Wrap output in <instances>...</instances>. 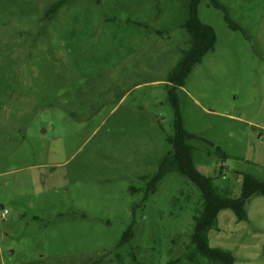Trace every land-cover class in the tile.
<instances>
[{
  "label": "rangeland",
  "instance_id": "obj_1",
  "mask_svg": "<svg viewBox=\"0 0 264 264\" xmlns=\"http://www.w3.org/2000/svg\"><path fill=\"white\" fill-rule=\"evenodd\" d=\"M59 1L0 0V264H193L196 186L176 171L150 185L172 152L190 1L66 0L50 16ZM198 15L216 45L179 108L196 169L238 198L243 174L264 182V0ZM245 212L222 210L210 245L264 264V197Z\"/></svg>",
  "mask_w": 264,
  "mask_h": 264
},
{
  "label": "trees",
  "instance_id": "obj_2",
  "mask_svg": "<svg viewBox=\"0 0 264 264\" xmlns=\"http://www.w3.org/2000/svg\"><path fill=\"white\" fill-rule=\"evenodd\" d=\"M189 16L185 29L191 38V48L183 55L177 68L170 74L169 100L175 110L174 134L167 140L172 146L170 152L160 165L159 172L150 181L153 190L162 181L168 172L176 171L193 183L198 191V201L193 215L194 229L190 243L186 247V259L193 264H235L236 258L230 250L214 248L210 245L209 234L217 228L218 215L222 210L230 209L234 212L238 221L246 218V204L255 196L264 197V182L251 175H242V192L238 198L232 197L227 191L222 193L215 185L214 179L201 174L193 161L192 140L196 139L192 133L186 131L181 116L177 90L183 87L192 73L194 67L200 64L203 58L212 52L216 45V34L213 27L200 21L198 7L201 0H189ZM66 2L59 1L48 10L49 15L54 16L58 9ZM224 19L228 26L234 30L240 27L231 20L224 6ZM208 154L213 152L207 151ZM215 153L221 158L226 154L217 147ZM133 238V225L123 235L118 247L130 242Z\"/></svg>",
  "mask_w": 264,
  "mask_h": 264
},
{
  "label": "built area",
  "instance_id": "obj_3",
  "mask_svg": "<svg viewBox=\"0 0 264 264\" xmlns=\"http://www.w3.org/2000/svg\"><path fill=\"white\" fill-rule=\"evenodd\" d=\"M6 215H7V212L5 211V212H3V214H2V218H5L6 217Z\"/></svg>",
  "mask_w": 264,
  "mask_h": 264
},
{
  "label": "water",
  "instance_id": "obj_4",
  "mask_svg": "<svg viewBox=\"0 0 264 264\" xmlns=\"http://www.w3.org/2000/svg\"><path fill=\"white\" fill-rule=\"evenodd\" d=\"M3 208H4V206L2 204H0V209H3Z\"/></svg>",
  "mask_w": 264,
  "mask_h": 264
}]
</instances>
